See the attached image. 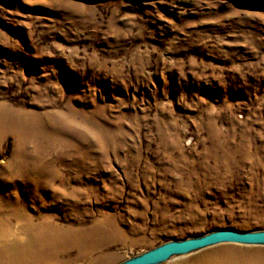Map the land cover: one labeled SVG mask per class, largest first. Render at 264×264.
<instances>
[{
	"label": "rangeland",
	"instance_id": "1",
	"mask_svg": "<svg viewBox=\"0 0 264 264\" xmlns=\"http://www.w3.org/2000/svg\"><path fill=\"white\" fill-rule=\"evenodd\" d=\"M2 206L0 264L264 229V0H0Z\"/></svg>",
	"mask_w": 264,
	"mask_h": 264
},
{
	"label": "water",
	"instance_id": "2",
	"mask_svg": "<svg viewBox=\"0 0 264 264\" xmlns=\"http://www.w3.org/2000/svg\"><path fill=\"white\" fill-rule=\"evenodd\" d=\"M221 244L264 246V229L218 228L204 234L165 241L117 264H165L166 262Z\"/></svg>",
	"mask_w": 264,
	"mask_h": 264
},
{
	"label": "bare ground",
	"instance_id": "3",
	"mask_svg": "<svg viewBox=\"0 0 264 264\" xmlns=\"http://www.w3.org/2000/svg\"><path fill=\"white\" fill-rule=\"evenodd\" d=\"M0 211L5 214L7 213L6 207H1ZM6 215V214H5ZM0 226L5 225V223L9 222V219L6 218L5 216L0 218ZM2 229V230H1ZM0 230V238H4L6 236V230L5 227H2ZM6 242L2 241L1 246L5 245ZM5 253H10L11 251L14 252L15 248L11 247V244H8L5 246ZM238 253L241 258H245L244 262L242 264H264V250H253V251H239L235 249H224L221 253H227V254H233V253ZM218 252L213 253L211 255H207L205 257H202L200 260L194 262L193 264H227L224 263L223 261L220 260V254ZM219 254V255H218ZM226 255V254H225ZM227 260V259H226ZM230 261V260H229Z\"/></svg>",
	"mask_w": 264,
	"mask_h": 264
}]
</instances>
